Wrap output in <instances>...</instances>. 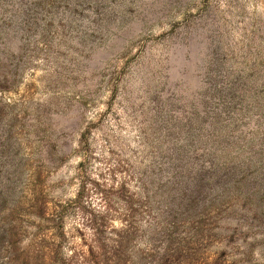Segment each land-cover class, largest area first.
Instances as JSON below:
<instances>
[{
  "label": "rangeland",
  "instance_id": "374dc122",
  "mask_svg": "<svg viewBox=\"0 0 264 264\" xmlns=\"http://www.w3.org/2000/svg\"><path fill=\"white\" fill-rule=\"evenodd\" d=\"M125 178L173 264H264V0H0V264Z\"/></svg>",
  "mask_w": 264,
  "mask_h": 264
},
{
  "label": "trees",
  "instance_id": "16d2710c",
  "mask_svg": "<svg viewBox=\"0 0 264 264\" xmlns=\"http://www.w3.org/2000/svg\"><path fill=\"white\" fill-rule=\"evenodd\" d=\"M138 180V179H137ZM141 178L139 177V181ZM114 200L110 196L101 195L104 209L85 220L88 227V237L82 235L80 247H75L71 255L63 253L65 232L62 233L64 214L71 208H78V200H70L64 205L54 207L47 221L52 225V236H58L62 241L57 244L47 242L43 235L36 233L31 248V263L33 264H173L169 251H157L141 241V218L143 216L142 193L131 190L128 179H123L115 190ZM58 207H61L58 208ZM47 203L40 205L38 216L43 217L48 212ZM114 219L120 221V226L111 223ZM234 235V234H233ZM150 246V245H149ZM182 264V263H174Z\"/></svg>",
  "mask_w": 264,
  "mask_h": 264
}]
</instances>
